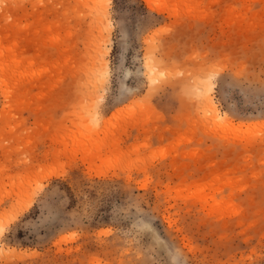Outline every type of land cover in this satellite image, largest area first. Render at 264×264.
Segmentation results:
<instances>
[{"label":"rangeland","instance_id":"obj_1","mask_svg":"<svg viewBox=\"0 0 264 264\" xmlns=\"http://www.w3.org/2000/svg\"><path fill=\"white\" fill-rule=\"evenodd\" d=\"M94 2L0 0V264H264V0Z\"/></svg>","mask_w":264,"mask_h":264},{"label":"bare ground","instance_id":"obj_2","mask_svg":"<svg viewBox=\"0 0 264 264\" xmlns=\"http://www.w3.org/2000/svg\"><path fill=\"white\" fill-rule=\"evenodd\" d=\"M149 2V1H148ZM95 8L102 13V17L101 18H105V16L107 15L106 12H104V7L102 4V0H95ZM149 5L152 9H156V6H154L151 2H149ZM102 70H100L99 68H95L93 71V79L95 82L102 80L104 77L109 76V65L106 61L102 62ZM154 72H156V69L153 70ZM210 85L209 86H203L201 85L200 88L202 89V91H209L210 89ZM211 108L212 111L214 113V115L216 116V119H218L219 121H221V123H224L225 125L229 126L231 125V122L223 115H219V113H217V109L215 107V105L212 103L211 104ZM54 176L58 177L59 174H54ZM60 177V176H59Z\"/></svg>","mask_w":264,"mask_h":264},{"label":"crops","instance_id":"obj_3","mask_svg":"<svg viewBox=\"0 0 264 264\" xmlns=\"http://www.w3.org/2000/svg\"><path fill=\"white\" fill-rule=\"evenodd\" d=\"M156 107H157V109L159 110V112L162 113V108H161V107H158V106H156ZM158 126H159V130H156V131L153 132V135H154V136H157V143H155V144L153 145V148H154V147H157V148H158V147H161V146H162V142L160 141V137L162 136V122L158 123ZM151 127H152V126H151ZM132 135H133V140H132V141H129V142L127 143V145L132 144V143L135 142V141H134V138L138 135L137 131L132 132Z\"/></svg>","mask_w":264,"mask_h":264}]
</instances>
